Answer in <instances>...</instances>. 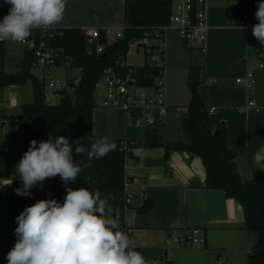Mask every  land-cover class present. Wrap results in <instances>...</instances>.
<instances>
[{"label":"crops","instance_id":"obj_1","mask_svg":"<svg viewBox=\"0 0 264 264\" xmlns=\"http://www.w3.org/2000/svg\"><path fill=\"white\" fill-rule=\"evenodd\" d=\"M213 2H209L210 30L206 51L201 50L205 54L204 79L198 71L200 67L197 62H191L190 67L198 71L199 82L203 79L206 84L204 93L208 110L216 108L210 112L212 125L226 124L228 146L242 151L236 158L238 173L243 180H251L257 172H264V167L253 163L254 153L264 146V106L257 90H246L236 80L245 77L248 70L254 68L253 58L264 63V46L254 38L252 29L245 25H229L225 10L230 2L220 9ZM10 7L0 0V20L8 14ZM125 7L126 0H66L63 20L57 25L63 29H123L126 27ZM115 41L116 38L110 35L108 43ZM10 43L13 42L8 40L3 43L5 61L0 67V91L16 87L1 85L2 75H12L6 72L7 60L11 59L8 52ZM21 48L22 58L16 73L20 71L26 51L24 47ZM192 48L200 49L196 46ZM167 60L168 42L166 66ZM76 71L78 80L82 71ZM210 80H217L218 83L211 85ZM253 100L261 107L260 112L249 107V102ZM97 102L92 118L93 144L107 137L110 143L126 142L129 146L125 169L126 186L132 195V204L126 210L110 207L111 215L118 219L120 227L126 229V234L137 245L136 250L146 261L159 259L163 256L168 236L200 228L206 239L205 244L201 247H176L171 254L172 264H211L209 258L213 253L217 255V263L225 253L227 257L224 258V264H232L229 244L234 240H242L243 235L238 233L243 232L246 224L242 205L235 199L226 198L223 191L205 188L206 170L199 157L175 151L165 161L166 144L147 142L141 148V139L136 132L139 127L131 132L126 126L123 111L100 107V100ZM188 107L185 109L186 114L189 112ZM176 112L180 114L183 110L176 108ZM6 127L7 121L5 123V119L0 118V185L7 189L3 207L11 200L18 202L20 195L17 196L15 190L22 187L15 172L22 157L8 150ZM181 141L187 142L188 139L183 136ZM31 193L37 199L42 190L37 186L31 189ZM146 201L153 202L154 208L139 213L137 208Z\"/></svg>","mask_w":264,"mask_h":264},{"label":"trees","instance_id":"obj_2","mask_svg":"<svg viewBox=\"0 0 264 264\" xmlns=\"http://www.w3.org/2000/svg\"><path fill=\"white\" fill-rule=\"evenodd\" d=\"M260 0H230L226 6V17L230 26L240 27L245 22L256 24L255 12ZM171 0H126L123 37L114 43H107L102 33L99 41L88 44L86 35L81 29H66L63 35L49 37L50 43L61 49L57 65L67 59L72 68L81 69L80 78L75 84V97L67 92L59 104L50 105L45 101L44 90L39 80L32 74L33 54L25 51L20 64V71L12 75H2L1 85H23L31 81L34 88L33 103L22 106V121H17L22 129V152L28 150L30 141H40L53 136H66L70 142L79 140L85 147L93 144L94 137L92 118L97 107L96 91L107 70L112 69L118 75H126L129 68L142 86L153 83V75L158 70L148 65L120 68L117 63L125 58L129 44L134 39L144 37V29L158 27L169 22ZM97 44H104V53H95ZM105 55V56H104ZM5 51L0 43V67L4 65ZM189 112L182 121V131L188 141L178 140L165 146V161L171 152H188L199 157L206 170L205 188L223 191L226 198L237 200L243 207L246 227L257 236L253 252L249 255L248 264H264V184L254 179L243 180L238 173L236 158L241 150L231 149L227 143V127L222 123L213 126L210 111L206 105V95L200 91V82L191 84ZM63 102V103H62ZM220 132L219 135H216ZM77 163L87 162L86 155H76ZM127 151L119 147L101 159H93L91 167L85 169L73 189L86 187L90 191L99 190L101 197L111 207H122L125 202L126 159ZM262 172V171H259ZM258 173V172H257ZM264 173V172H262ZM86 178V179H85ZM43 199L55 198L63 203L66 187L59 176L43 182ZM4 196L0 185V227L3 225L1 210ZM154 203L146 201L137 208L139 213L150 211ZM0 264H7L6 257L0 252Z\"/></svg>","mask_w":264,"mask_h":264},{"label":"clouds","instance_id":"obj_3","mask_svg":"<svg viewBox=\"0 0 264 264\" xmlns=\"http://www.w3.org/2000/svg\"><path fill=\"white\" fill-rule=\"evenodd\" d=\"M11 5L0 20V42L24 43L33 30L46 31L63 20L66 0H4ZM258 21L252 34L264 46V0L255 12ZM107 137L85 147L79 140L49 135L30 141L28 150L16 166L22 182L16 194L31 198V189L43 190L46 179L60 177L66 187L63 203L55 198L40 199L26 206L16 217L17 237L7 253V264H146L137 245L121 230L118 219L99 190L73 189L93 159L114 151ZM86 155L87 162L77 163L73 155ZM253 163L264 167V146L254 153ZM86 179V178H85Z\"/></svg>","mask_w":264,"mask_h":264},{"label":"built area","instance_id":"obj_4","mask_svg":"<svg viewBox=\"0 0 264 264\" xmlns=\"http://www.w3.org/2000/svg\"><path fill=\"white\" fill-rule=\"evenodd\" d=\"M210 0H171L170 17L167 24L158 27H149L144 29V37L142 39H134L129 44V50L125 58L121 59L117 65L120 68L131 67L127 64V58L130 52L135 50L144 56V65H148L153 69H157L156 75H153V83L150 86H142L132 74L129 68L126 75H118L112 69L107 70L101 81L104 83V94L100 98L99 106L108 109H118L124 112L126 116V126L128 129L133 126L139 127L142 124V116H145L148 125H153L154 111L164 112L168 109L167 105V89H166V58H167V34L170 30H174L182 37L187 44L199 47L202 51H206V43L210 26L208 23V11ZM248 29H252L254 23H243ZM66 29L60 28L58 25L42 31L33 30L31 36L24 43H18L26 51L33 54L32 65L40 68H49L57 65L61 57L62 50L53 46L49 37L63 35ZM86 35L87 42L93 45L99 41L104 34L107 43L110 35L113 34V28H84L81 29ZM125 28L119 29L116 33V41L123 37ZM0 42V43H4ZM132 48L134 50H132ZM105 45L97 44L95 53L100 55L104 53ZM261 69H264V63L261 62ZM256 81V73L254 69L248 70L243 78L236 80L237 84L246 90H251ZM78 82V81H77ZM76 82V84H77ZM217 80H210L209 84L216 85ZM74 88H75V84ZM72 83L61 81H52L44 89L45 101L48 104L54 94L64 93L72 88ZM47 89L49 91L47 92ZM249 107L256 112L261 111V107L256 101L249 102ZM0 108H6L1 103ZM212 107L210 112H214ZM6 123V121H5ZM116 148L127 151L129 146L126 142H118ZM7 150V148H6ZM19 185L22 184L18 180ZM6 187H2L3 196L6 194ZM132 204V195L125 186V202L124 209H128ZM127 232L126 229L121 228ZM206 242L203 231L200 228H194L183 234L170 235L165 240V249L163 256L159 259L146 261V264H172L171 254L174 248L182 246L204 245ZM218 264H224L222 258L218 259Z\"/></svg>","mask_w":264,"mask_h":264},{"label":"rangeland","instance_id":"obj_5","mask_svg":"<svg viewBox=\"0 0 264 264\" xmlns=\"http://www.w3.org/2000/svg\"><path fill=\"white\" fill-rule=\"evenodd\" d=\"M230 0H214V6L222 8ZM119 31L114 30L111 37H115ZM168 42V60L166 66V89H167V105L168 109L164 112L154 111L153 118L155 123L148 125L145 116H142V124L139 126L137 136L141 139L140 147L147 145V142H156L167 144L176 142V140H183L185 137L181 122L187 116L185 109L190 103L191 99V87L190 83L194 77L196 71L191 69V62H197L199 64L198 71L201 72V76L204 79V64L205 54L201 49L192 48V44H187L185 40L180 37L177 32L170 30L167 34ZM20 45V44H19ZM17 43L13 42L9 44L8 52L10 58L6 63V72L15 74L19 70L18 64L22 58V48ZM132 50H134L132 48ZM191 52L192 55H191ZM253 69L256 72V81L253 86V91L257 90L259 93L260 101L264 106V69L259 67V59L253 58ZM144 56L142 53H137L135 50L129 53L127 58V64L132 67H137L144 64ZM197 71V72H198ZM32 74L39 80L43 86V90L52 81H61L72 83V88L67 92L71 98L75 97V88L73 84L77 82L78 73L76 69L72 68L70 62L65 59L60 65H55L49 68H40L33 66L31 69ZM200 82V91L206 89L204 81ZM47 92L49 89H47ZM105 86L102 81L97 85L96 91V103L98 99L104 94ZM6 91L8 92L6 95ZM0 102L6 104V108L0 109V118H4L7 121V134L8 150L12 154H17L19 157L23 156L22 152V129L15 120L16 117L22 113V106L24 104L33 103L35 100L34 88L31 81H27L23 85H18L13 89H7L0 91ZM14 95V99H12ZM63 98L62 93L54 94L50 105L59 104ZM99 105V104H98ZM176 108L183 110L180 114L176 112ZM137 128L133 126L130 131L133 132ZM12 192V189H10ZM14 192V190H13ZM17 195V194H16ZM43 193L36 199L31 195V198L19 196L18 202L10 201L4 205L1 210V218L3 221L2 227H0V252L6 257L7 253L14 247L17 237L15 236V228L18 226L16 217L24 210L26 206L34 204L37 200L43 199ZM246 223V221H245ZM246 225V224H245ZM244 225L243 232H239L238 235H243L242 240H234L230 242V259L232 264H248L249 255L253 252L257 236L254 232H251ZM203 231V230H202ZM202 245H196L195 247H201ZM175 249V248H174ZM177 249V248H176ZM216 253L211 254L209 261L211 264H218ZM227 255L223 254V260ZM210 264V263H208Z\"/></svg>","mask_w":264,"mask_h":264},{"label":"water","instance_id":"obj_6","mask_svg":"<svg viewBox=\"0 0 264 264\" xmlns=\"http://www.w3.org/2000/svg\"><path fill=\"white\" fill-rule=\"evenodd\" d=\"M263 61H264V59H263ZM198 82H199L198 73L196 72L194 74V77H193L192 81H191V84H197ZM78 83H79V81H78ZM15 120L22 121L23 120V116L20 115V116L16 117ZM219 134H220V132L216 133V135H219ZM254 180L256 182H258V183L264 184V173H262V172L256 173L255 176H254Z\"/></svg>","mask_w":264,"mask_h":264}]
</instances>
